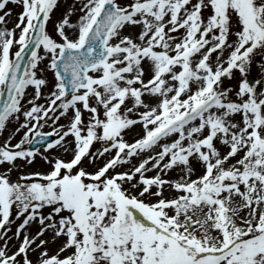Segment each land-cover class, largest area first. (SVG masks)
I'll return each instance as SVG.
<instances>
[{"label":"snow or ice","instance_id":"snow-or-ice-1","mask_svg":"<svg viewBox=\"0 0 264 264\" xmlns=\"http://www.w3.org/2000/svg\"><path fill=\"white\" fill-rule=\"evenodd\" d=\"M64 2L0 0V264H264V0Z\"/></svg>","mask_w":264,"mask_h":264},{"label":"rangeland","instance_id":"rangeland-1","mask_svg":"<svg viewBox=\"0 0 264 264\" xmlns=\"http://www.w3.org/2000/svg\"><path fill=\"white\" fill-rule=\"evenodd\" d=\"M68 3H71V0H68ZM64 7H65V2H64V0H61V7H60V9L57 10V12L53 15L52 20L48 23V30L50 32L53 29V26H54V23L56 21L57 16H59L61 14V11L64 10ZM8 8H11L12 9V12H13V14H12V16L10 18H6V19L9 20V23H8L7 26L8 27H11L12 26V23L15 21L16 13H18L20 11V8H19V6L13 5L11 3L8 4ZM126 31H128V30L126 29ZM237 75H238V73H237ZM250 76H253V79L252 80L259 79L260 78V70H259V67L256 64H253L252 65V67H251V69H250V71L248 73V78ZM48 78H49V80L52 79L51 73H48ZM229 83L235 84L236 81L235 80H233V81H225V85H227ZM29 91L31 92L32 90L29 89ZM43 91L44 92H47L48 89H43ZM85 117H87V113H85ZM59 122L60 123H66L67 122V117L62 118ZM49 130L50 129L47 128V127L43 129V131H49ZM11 131H12V125L9 124L8 128L3 132V134H0V140L5 139L7 137V135ZM135 131H136V129H133L131 132L126 133L125 134V138L130 140L131 137H132V135L135 134ZM68 139L70 140L71 137H69ZM98 147H100V145L98 143H94L92 145V151H95ZM59 154L63 155L64 153L61 152ZM135 162L136 161L134 160L133 163H135ZM2 167H6V165H4ZM125 167H129V166L128 165H125ZM30 168L31 169L43 170V169L47 168V165L40 159L39 156H37L35 162L30 166ZM0 170H2V169H0ZM24 170L27 171L29 169H24ZM17 174H18L17 172L13 171V173L11 174L12 175V178L15 179V177L17 176ZM149 174H151V173H149ZM16 223H19V221H16ZM14 228H15V224L12 226L13 231H14ZM0 231H2V229H0ZM9 235H11V233H9ZM0 243H2V241H0ZM48 247H49V250L51 251L54 248V245H51L50 244Z\"/></svg>","mask_w":264,"mask_h":264}]
</instances>
